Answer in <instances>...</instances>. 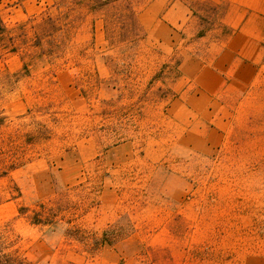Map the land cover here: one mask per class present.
Here are the masks:
<instances>
[{
  "label": "rangeland",
  "instance_id": "obj_1",
  "mask_svg": "<svg viewBox=\"0 0 264 264\" xmlns=\"http://www.w3.org/2000/svg\"><path fill=\"white\" fill-rule=\"evenodd\" d=\"M99 1L0 0L17 45L0 50V252L22 264H264V111L238 115L230 142L202 152L169 109L181 59L208 55L234 8L181 0L190 17L172 31L152 16L144 26L152 0H137L130 34L112 21L119 9L89 8ZM57 201L62 219L31 222ZM73 225L132 230L91 252L67 238Z\"/></svg>",
  "mask_w": 264,
  "mask_h": 264
},
{
  "label": "crops",
  "instance_id": "obj_2",
  "mask_svg": "<svg viewBox=\"0 0 264 264\" xmlns=\"http://www.w3.org/2000/svg\"><path fill=\"white\" fill-rule=\"evenodd\" d=\"M226 1L234 8L222 19L226 37L211 43L206 56H183L173 89L178 97L169 108L186 126L184 144L202 152L230 142L238 115L246 120V115L264 111L260 92L264 82V0ZM236 9L241 10L237 13ZM148 16L155 29L172 31L190 17L181 0H152L140 15L146 27Z\"/></svg>",
  "mask_w": 264,
  "mask_h": 264
},
{
  "label": "trees",
  "instance_id": "obj_3",
  "mask_svg": "<svg viewBox=\"0 0 264 264\" xmlns=\"http://www.w3.org/2000/svg\"><path fill=\"white\" fill-rule=\"evenodd\" d=\"M137 0H105L90 3L88 6L92 11L100 10L105 6H112V8L119 9V13L113 16L112 21L115 24H121L122 27H128V33L132 34L135 27H137L136 9L134 3ZM23 26V25H22ZM134 34V33H133ZM6 41V44L4 43ZM16 37L13 34L12 28H9L0 14V50L16 51ZM22 58H24L22 56ZM27 63H23V68L27 70ZM6 174V172H4ZM3 176V175H2ZM65 205L62 201H57L54 204L39 203L38 209L32 212L29 217L31 222L36 225H54L61 218V212ZM66 209V207H65ZM27 211L24 208L19 210ZM132 228H123L120 226H109L100 235L91 234L87 231L81 230L79 227L71 226L66 229L65 235L71 240H75L82 244V246L91 252L98 251L105 245H113L117 241L123 239L131 232ZM0 264H22L16 259L0 252Z\"/></svg>",
  "mask_w": 264,
  "mask_h": 264
}]
</instances>
